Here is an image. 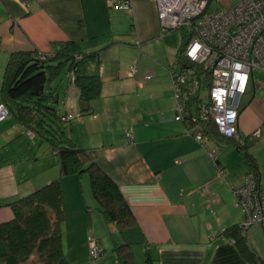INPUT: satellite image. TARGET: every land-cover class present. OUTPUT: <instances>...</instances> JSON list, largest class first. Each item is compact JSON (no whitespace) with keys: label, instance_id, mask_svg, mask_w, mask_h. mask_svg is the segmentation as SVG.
<instances>
[{"label":"crops","instance_id":"obj_1","mask_svg":"<svg viewBox=\"0 0 264 264\" xmlns=\"http://www.w3.org/2000/svg\"><path fill=\"white\" fill-rule=\"evenodd\" d=\"M109 1L125 0H0V81L13 53L50 52L53 44L74 42L82 54L97 56L89 72L100 77L101 92L86 114L69 73L47 92L57 96L59 116H73L65 136L117 185L135 223L119 230L107 222L86 175L62 177L67 264H121L117 247L131 253L133 264L147 258L152 264H250L223 235L242 220L233 190L243 185L249 166L234 140L198 142L184 122L174 120L170 62L154 0H127L129 10L111 8ZM238 133L264 183V71L253 72L241 99ZM26 139L28 130L14 117L0 122V224L13 219L10 203L59 177L51 150L55 157L42 159L38 175L27 174L34 148ZM40 157L33 154L35 165ZM262 236L253 226L246 241L264 262ZM89 238L102 250L100 257L90 258Z\"/></svg>","mask_w":264,"mask_h":264},{"label":"trees","instance_id":"obj_2","mask_svg":"<svg viewBox=\"0 0 264 264\" xmlns=\"http://www.w3.org/2000/svg\"><path fill=\"white\" fill-rule=\"evenodd\" d=\"M188 39L186 32H182V43L175 61L180 66H187L183 50ZM93 64H97V56L82 54L74 42L53 44L50 52L13 53L9 57L0 81L1 104L17 124L28 130V134L33 137L38 135L50 146L59 160V177L9 204L13 219L0 224V242L4 245L0 264H67L61 242L64 220L61 178L64 176L86 175L99 212L119 230L132 227L135 223L117 185L89 159L86 150L76 147L65 136V123L61 119L67 114H57L54 108L57 96L47 92V86L67 71L70 82L78 91L81 114H86L88 109L83 111L82 106H88L101 92L100 77L89 72ZM198 70L201 71L198 72L201 89L206 90L209 86L208 74L201 67ZM198 100L199 96L193 103ZM39 131L57 144L41 136ZM201 132L207 137L224 138L212 121L204 123ZM235 145L249 166V172L258 177L255 160L245 143ZM223 235L235 242L250 264H264L250 249L246 233L241 232L239 225L226 230ZM116 251L121 264H133L131 253L124 247H117ZM146 264H152L150 258H147Z\"/></svg>","mask_w":264,"mask_h":264},{"label":"built area","instance_id":"obj_3","mask_svg":"<svg viewBox=\"0 0 264 264\" xmlns=\"http://www.w3.org/2000/svg\"><path fill=\"white\" fill-rule=\"evenodd\" d=\"M154 2L162 34L183 30L189 36L183 50L187 66L175 64L169 70L178 111L174 120L184 122L188 134L198 142L207 138L201 132L202 125L212 121L221 136L244 145L238 133V115L253 72L264 71V0H242L227 9L213 11L208 0ZM109 6L130 9L127 0L109 1ZM198 67L208 74L206 90L201 89ZM136 72L132 67L129 75L133 77ZM144 79H151V74ZM198 96L199 100L193 103ZM9 116L8 109L0 104V122ZM72 118L66 115L61 122L67 123ZM253 135L258 136L259 132ZM125 136L131 140L132 132L126 131ZM233 195L242 213L241 232L247 233L253 226L264 231V183L260 178L248 172ZM88 251L91 259L102 254L91 238Z\"/></svg>","mask_w":264,"mask_h":264},{"label":"rangeland","instance_id":"obj_4","mask_svg":"<svg viewBox=\"0 0 264 264\" xmlns=\"http://www.w3.org/2000/svg\"><path fill=\"white\" fill-rule=\"evenodd\" d=\"M242 0H211L210 2V10H220V9H227L229 7H231L233 4L240 2ZM182 32H184L183 30H177V31H173V32H169V33H165V58L167 61L170 62V69L175 68L174 67V60H175V54L177 52V50L179 49V47L181 46L182 43ZM169 69V70H170ZM67 75V72L64 71L62 73V77H65ZM58 106H60V104H55L54 108L57 112V114L59 115V109ZM68 123L65 125V129L67 130L70 126V124L68 125ZM68 131V130H67ZM41 136H46V134L42 131H39ZM47 139H51L49 136H46ZM54 141V140H53ZM55 142V141H54ZM55 144H57L55 142ZM26 145H30L34 148V150L32 151V153L30 154L29 157H33V154L36 152H40L42 153V158L40 157V161H38L37 165L35 161H32L31 158H29V160L26 161V166H27V174L32 177L34 175H38V173L40 172V170L42 168H40V165L42 164V159L44 160H49L55 156L52 155V153L50 152L49 149V145L42 140V138H40L38 135H36L35 137L31 138V139H26ZM41 155V154H40ZM58 158V157H57ZM43 160V161H44ZM59 162V160H58ZM46 164V162H45ZM49 166H51V163H48V165H45L46 168H48ZM44 168V165L42 166ZM262 242H264V236H262Z\"/></svg>","mask_w":264,"mask_h":264},{"label":"water","instance_id":"obj_5","mask_svg":"<svg viewBox=\"0 0 264 264\" xmlns=\"http://www.w3.org/2000/svg\"><path fill=\"white\" fill-rule=\"evenodd\" d=\"M88 109V106H82V110L86 111Z\"/></svg>","mask_w":264,"mask_h":264}]
</instances>
